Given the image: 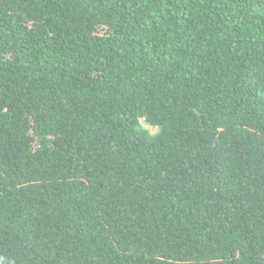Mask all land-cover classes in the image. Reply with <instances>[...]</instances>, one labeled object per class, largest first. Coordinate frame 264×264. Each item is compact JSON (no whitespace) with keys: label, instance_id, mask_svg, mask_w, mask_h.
I'll use <instances>...</instances> for the list:
<instances>
[{"label":"trees","instance_id":"16d2710c","mask_svg":"<svg viewBox=\"0 0 264 264\" xmlns=\"http://www.w3.org/2000/svg\"><path fill=\"white\" fill-rule=\"evenodd\" d=\"M0 262L264 264V0H0Z\"/></svg>","mask_w":264,"mask_h":264},{"label":"rangeland","instance_id":"374dc122","mask_svg":"<svg viewBox=\"0 0 264 264\" xmlns=\"http://www.w3.org/2000/svg\"><path fill=\"white\" fill-rule=\"evenodd\" d=\"M140 123H141V125L143 126V128H145L146 130L149 131L150 134H154V133L156 132V129H154V128L148 126V125H147V126L144 125L143 121H140Z\"/></svg>","mask_w":264,"mask_h":264},{"label":"clouds","instance_id":"9594fccd","mask_svg":"<svg viewBox=\"0 0 264 264\" xmlns=\"http://www.w3.org/2000/svg\"><path fill=\"white\" fill-rule=\"evenodd\" d=\"M0 264H2V262H0Z\"/></svg>","mask_w":264,"mask_h":264}]
</instances>
